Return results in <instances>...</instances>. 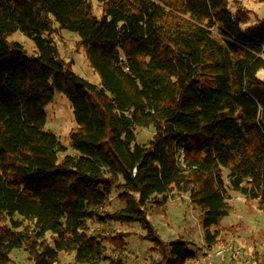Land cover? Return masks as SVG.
<instances>
[{"label":"trees","instance_id":"trees-1","mask_svg":"<svg viewBox=\"0 0 264 264\" xmlns=\"http://www.w3.org/2000/svg\"><path fill=\"white\" fill-rule=\"evenodd\" d=\"M56 24L78 35L99 83L61 56ZM262 68L264 18L249 23L230 0H0V264H21L19 248L32 264H59L61 252L132 264L125 234L89 221L138 223L160 252L148 264H186L190 241H165L148 212L174 190L201 211L208 244L236 232L219 227L229 188L264 210ZM56 92L71 104L75 153L46 128ZM114 192L123 206L110 209Z\"/></svg>","mask_w":264,"mask_h":264},{"label":"rangeland","instance_id":"rangeland-1","mask_svg":"<svg viewBox=\"0 0 264 264\" xmlns=\"http://www.w3.org/2000/svg\"><path fill=\"white\" fill-rule=\"evenodd\" d=\"M231 9L235 11L238 7L244 8L248 14L249 23L264 18V1L261 0H230ZM97 13H100L99 5L94 3ZM54 39L58 50L66 60H72L74 70L81 76L93 83L100 82V76L89 65L84 50L78 44V35L68 29L55 25ZM10 40H17L22 43L29 53L35 52L34 42L21 32L9 36ZM259 77L264 78V68L258 72ZM47 123L46 128L57 134L61 143L66 147L65 153H75L70 145L69 132L76 125L70 101L65 95L56 92L54 99L46 105ZM155 134L153 126L141 127L138 129V142L147 143ZM226 176V173H225ZM228 182V178H226ZM229 203L232 205V212L225 216L219 223V227L229 228L234 225L237 231H221L216 244H208L204 237L202 226V214L190 200L188 193L170 192L169 199L165 204L148 205V212L151 221L157 227L160 236L165 241L177 237L187 239L191 243L196 257L186 264H251L256 260L257 264H264V210L259 208L258 200L243 195L239 191L229 188ZM123 206V202L114 192L109 203V208ZM92 228H99L101 232L114 234L123 232L126 237V245L120 251L112 242L104 240L108 253L122 252V255L132 264H148L158 258L160 252L152 242L146 240V231L138 223L112 222L100 224L89 221ZM224 233L226 234L224 236ZM240 242V243H239ZM223 243V244H221ZM229 244L238 246L241 244L240 253L236 257L226 251L227 258L221 261L217 256H207L206 251H211L212 246ZM15 262L21 264H32L28 252L19 248L12 252ZM59 264H88L77 262L74 254L61 252ZM98 264H108V260Z\"/></svg>","mask_w":264,"mask_h":264},{"label":"built area","instance_id":"built-area-1","mask_svg":"<svg viewBox=\"0 0 264 264\" xmlns=\"http://www.w3.org/2000/svg\"><path fill=\"white\" fill-rule=\"evenodd\" d=\"M240 248H241V244L238 246L229 244L228 247H225L224 245L221 246L214 245L211 247L210 249L211 251H206V253L207 256L210 258H212L213 256H217V258H219L221 261H224L227 258L226 251H230V255L232 257H236L240 253ZM251 264H257L256 260H253Z\"/></svg>","mask_w":264,"mask_h":264}]
</instances>
